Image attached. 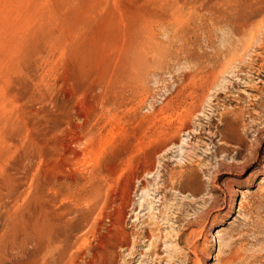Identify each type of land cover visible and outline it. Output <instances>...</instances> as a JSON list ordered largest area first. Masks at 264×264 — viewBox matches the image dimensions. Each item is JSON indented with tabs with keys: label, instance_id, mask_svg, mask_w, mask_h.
<instances>
[{
	"label": "rangeland",
	"instance_id": "1",
	"mask_svg": "<svg viewBox=\"0 0 264 264\" xmlns=\"http://www.w3.org/2000/svg\"><path fill=\"white\" fill-rule=\"evenodd\" d=\"M263 164L264 0H0V264H264Z\"/></svg>",
	"mask_w": 264,
	"mask_h": 264
},
{
	"label": "bare ground",
	"instance_id": "2",
	"mask_svg": "<svg viewBox=\"0 0 264 264\" xmlns=\"http://www.w3.org/2000/svg\"><path fill=\"white\" fill-rule=\"evenodd\" d=\"M210 36V35H209ZM252 37V36H251ZM205 38V37H204ZM248 48V47H247ZM205 49V48H204ZM227 50H231V47H227ZM223 55V54H222ZM238 55V54H237ZM236 55V56H237ZM260 55V54H259ZM228 56V55H227ZM246 58V57H245ZM250 58V57H249ZM255 58V57H254ZM221 59V58H220ZM234 59H235V57L233 56V55H230L229 57H227L224 61L225 62H223L224 64H221L222 66H220V67H222L221 69H224V70H226L227 69V67L228 66H230L231 64H232V62H234ZM215 61V59L213 60V62ZM215 62H217V61H215ZM219 62H217V64H218ZM214 64V63H213ZM237 64V63H236ZM250 65V64H249ZM215 66H217V68L219 67L218 65H216L215 64ZM234 66V65H233ZM212 67V66H211ZM220 67H219V69H220ZM226 68V69H225ZM236 68V67H235ZM210 70V69H209ZM230 70V69H229ZM222 70H217L216 69V67H212V69L210 70V75H211V77L209 76V78H211V79H209V83L211 84V85H213V83H214V81H215V79L217 78V74H220V72H221ZM223 72V71H222ZM241 72V71H240ZM230 73V72H229ZM228 73V74H229ZM233 73H235V72H233ZM240 74V73H239ZM219 76V75H218ZM237 76V75H236ZM204 80H206V79H204ZM217 82V81H216ZM206 85H208V84H206ZM211 85H209V86H211ZM208 88V87H207ZM213 90V89H212ZM206 91V90H205ZM210 91V90H209ZM202 92V91H201ZM201 96V95H200ZM200 99V98H199ZM199 105V104H198ZM160 109V108H159ZM177 115H179V114H177ZM185 119V118H184ZM183 119V120H184ZM189 122V121H188ZM233 126V125H232ZM231 126V133H233V134H235V128L234 127H232ZM174 132V131H173ZM175 135V134H174ZM179 136V135H178ZM222 136V135H221ZM173 138V137H172ZM174 143V142H173ZM174 145V144H173ZM251 162H249V161H245V162H241V165H239V167H238V169H240V171L242 170V169H244L247 165H249ZM262 167H264V164L262 165ZM256 167H254L253 169H252V171L247 175V177H252L255 173H256V170H254ZM179 176H181V174H179ZM189 176V175H188ZM209 178V177H208ZM189 183H188V187L189 188H197V187H199L200 186V182L197 180V178H196V174L194 173V174H192V176H191V178H189ZM228 185H227V190H228V192H229V198H228V200H227V205H228V212L230 211V209H231V207H233V201L231 200V195H233V193H240V194H242V193H244V192H246V190H244V191H242V192H240L238 189H232L233 187L231 186V183L229 182V183H227ZM258 185L259 186H264V177H261V179H260V181L258 182ZM217 187V186H216ZM264 190V189H263ZM262 190V191H263ZM264 195V194H263ZM227 196V195H226ZM241 202V201H240ZM238 208L240 209L241 208V205H238ZM53 222V221H52ZM48 223H50V222H48ZM54 223V222H53ZM228 223V222H227ZM34 224V223H33ZM228 224H230V222L228 223ZM32 224H30V229H31V227L32 228H34L33 226H31ZM49 225H52V223H50ZM34 229H36V228H34ZM33 230V229H32ZM220 230H222V228H220L219 230H217L216 232H218V231H220ZM30 231V230H29ZM33 232V231H32ZM35 232V231H34ZM38 233V232H37ZM37 233H35V234H33V233H28V235H27V237H26V240L24 241V242H27L26 244H29V243H34V242H36V246H37V250H38V252H39V254H41V257H42V259L40 258V257H32V256H27V258H26V260H24L21 264H35V263H37V260H38V258L40 259V260H42L41 262H42V264H59V263H61V261L63 260V258H62V253H61V251H60V254H58L57 255V257H54L53 259H51V260H46L45 258H44V256H45V254L48 252V251H51L53 248H57V243L59 242H56V239H57V233H55L54 235H52L51 233H40L39 234V238L37 239L36 237H34V235L36 236V235H38ZM29 242V243H28ZM216 243V242H215ZM125 244V243H124ZM24 245V244H23ZM126 245V244H125ZM124 245V246H125ZM36 246H35V248H36ZM61 246V248H62V252L67 248V246H68V243H65V244H63V245H60ZM127 246V245H126ZM201 250V249H200ZM203 251V250H202ZM202 253V252H201ZM31 255V254H30ZM38 255V254H37ZM84 255H85V253H84ZM197 262L198 263H200V259H198L197 258ZM20 264V263H19ZM39 264V263H38Z\"/></svg>",
	"mask_w": 264,
	"mask_h": 264
}]
</instances>
